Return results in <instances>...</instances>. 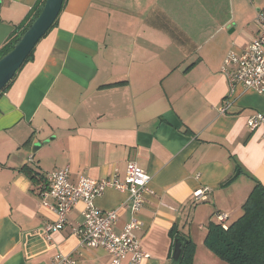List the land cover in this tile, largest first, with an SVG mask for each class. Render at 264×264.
<instances>
[{"label": "crops", "instance_id": "1", "mask_svg": "<svg viewBox=\"0 0 264 264\" xmlns=\"http://www.w3.org/2000/svg\"><path fill=\"white\" fill-rule=\"evenodd\" d=\"M40 1L0 0V49ZM263 7L264 0H65L0 94V264H53L67 254L77 264H108L106 250L83 247L72 233L81 202L45 235L55 214L39 192L54 169L68 167L71 181L122 180L129 161L150 175L133 229L147 254L140 264H171L173 228L194 242L193 264H222L204 245L207 224L216 214L230 224L255 183L264 187V125L246 124L264 111V94L240 86L231 93L221 66L257 35ZM203 187L206 198L195 202ZM127 199L108 188L94 203L111 210ZM130 220L119 209L113 231Z\"/></svg>", "mask_w": 264, "mask_h": 264}, {"label": "built area", "instance_id": "2", "mask_svg": "<svg viewBox=\"0 0 264 264\" xmlns=\"http://www.w3.org/2000/svg\"><path fill=\"white\" fill-rule=\"evenodd\" d=\"M255 22L258 27L257 35L240 51H229L223 59L221 71L224 73L230 92L235 87L253 89L264 94V7L256 12ZM230 100L219 104V113H226ZM249 129L253 130L264 125V111L256 112L246 120ZM27 160L33 161L32 155ZM150 175L134 161L126 164L125 176L122 180L115 176L93 179L81 175L75 181L69 178V168H58L44 174V184L39 192L41 204L51 209L55 220L44 227L45 235L62 228L67 222L68 213L81 202V220L72 227V233L77 235L80 245L88 248L101 247L110 256L108 264H140L147 254L142 250L139 239L133 233L138 221L136 214L143 204L144 193L148 189ZM114 188L128 192V199L117 208L103 210L97 207L94 199L103 195L106 189ZM209 192L208 187L193 192L195 202L202 201ZM52 202H51V201ZM128 209L131 220L122 232L115 233L113 226L118 218L119 209ZM218 222L226 227V216L215 215ZM127 259L125 262L124 260ZM53 264H77L71 255H59Z\"/></svg>", "mask_w": 264, "mask_h": 264}, {"label": "trees", "instance_id": "3", "mask_svg": "<svg viewBox=\"0 0 264 264\" xmlns=\"http://www.w3.org/2000/svg\"><path fill=\"white\" fill-rule=\"evenodd\" d=\"M44 1L41 0L36 7L33 19L17 30L0 49V57L12 49L38 16ZM33 50L34 48L27 55L21 67L32 58ZM12 79L4 86L0 94L8 87ZM233 177L231 176L224 183L231 181ZM241 208V215L230 224H226L225 228L218 221H209L204 245L227 264H264V187L259 182L255 183ZM172 233L175 235L179 232L173 228ZM194 252L195 244L188 239L179 264H193Z\"/></svg>", "mask_w": 264, "mask_h": 264}, {"label": "water", "instance_id": "4", "mask_svg": "<svg viewBox=\"0 0 264 264\" xmlns=\"http://www.w3.org/2000/svg\"><path fill=\"white\" fill-rule=\"evenodd\" d=\"M63 1L45 0L38 16L20 36L12 49L0 57V91L13 78L27 55L52 26L61 10ZM186 241L182 235H175L171 264L180 263Z\"/></svg>", "mask_w": 264, "mask_h": 264}, {"label": "rangeland", "instance_id": "5", "mask_svg": "<svg viewBox=\"0 0 264 264\" xmlns=\"http://www.w3.org/2000/svg\"><path fill=\"white\" fill-rule=\"evenodd\" d=\"M221 262H223L222 264H227V263H226L225 261H223V260H222Z\"/></svg>", "mask_w": 264, "mask_h": 264}]
</instances>
